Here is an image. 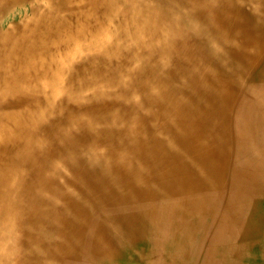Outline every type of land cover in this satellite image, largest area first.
I'll list each match as a JSON object with an SVG mask.
<instances>
[{"label":"bare ground","instance_id":"6f19581e","mask_svg":"<svg viewBox=\"0 0 264 264\" xmlns=\"http://www.w3.org/2000/svg\"><path fill=\"white\" fill-rule=\"evenodd\" d=\"M263 219L264 0H0V264H234Z\"/></svg>","mask_w":264,"mask_h":264},{"label":"rangeland","instance_id":"374dc122","mask_svg":"<svg viewBox=\"0 0 264 264\" xmlns=\"http://www.w3.org/2000/svg\"><path fill=\"white\" fill-rule=\"evenodd\" d=\"M255 224L249 223L246 225V228L248 230H251V233L255 229ZM260 228L262 229L263 233L262 236H252L249 239L245 241L242 240L241 242L239 241L237 245L240 247L241 245L244 247L240 259H236L234 264H264V219L261 221V226ZM252 241H257L254 243L253 246H251L250 250H245V244H250ZM152 247V244H150ZM228 245H225V247H220L217 250L216 257L223 260V261H229V255L227 254L228 250ZM189 264L193 261L192 258H189L187 260ZM166 263V261H164ZM175 262L174 260H169L168 263L173 264Z\"/></svg>","mask_w":264,"mask_h":264}]
</instances>
